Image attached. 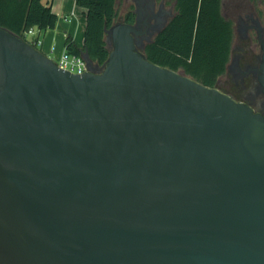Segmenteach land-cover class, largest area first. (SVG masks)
Wrapping results in <instances>:
<instances>
[{"label": "water", "instance_id": "95a60500", "mask_svg": "<svg viewBox=\"0 0 264 264\" xmlns=\"http://www.w3.org/2000/svg\"><path fill=\"white\" fill-rule=\"evenodd\" d=\"M139 19L82 74L0 27V264H264V117L149 61Z\"/></svg>", "mask_w": 264, "mask_h": 264}, {"label": "trees", "instance_id": "16d2710c", "mask_svg": "<svg viewBox=\"0 0 264 264\" xmlns=\"http://www.w3.org/2000/svg\"><path fill=\"white\" fill-rule=\"evenodd\" d=\"M85 19L83 46L71 35L64 41L65 51L82 55L102 65L108 58L105 28L118 17L116 0H75ZM129 12L126 22L132 23ZM57 15L42 0H0V27L24 38L30 28L53 29ZM233 21L224 17L222 0H174L173 16L150 42L145 44L146 58L160 66L185 74L203 85L213 87L224 75L229 62Z\"/></svg>", "mask_w": 264, "mask_h": 264}, {"label": "flooded vegetation", "instance_id": "af4514ba", "mask_svg": "<svg viewBox=\"0 0 264 264\" xmlns=\"http://www.w3.org/2000/svg\"><path fill=\"white\" fill-rule=\"evenodd\" d=\"M116 2L119 3V0ZM124 5L125 12L121 18L117 17L116 22L129 23L126 22V16L130 11L134 13V20L136 14H139L140 19L136 24L139 33L134 37L141 44L147 43L159 33L174 11V4L168 6L167 0H124ZM244 11V14L236 15L233 21L234 35L224 75H228L235 91L240 93V99L236 100L250 105L264 117V84L261 82L264 12ZM224 92L228 94V91Z\"/></svg>", "mask_w": 264, "mask_h": 264}, {"label": "crops", "instance_id": "0c3cea01", "mask_svg": "<svg viewBox=\"0 0 264 264\" xmlns=\"http://www.w3.org/2000/svg\"><path fill=\"white\" fill-rule=\"evenodd\" d=\"M42 2L51 6L52 11L57 15V22L53 29L40 32L41 51L48 57L54 54L55 58H59L65 52L64 41L68 34L79 47H82L85 19L82 9L76 6L75 0H45V2L42 0Z\"/></svg>", "mask_w": 264, "mask_h": 264}, {"label": "built area", "instance_id": "2783aa9c", "mask_svg": "<svg viewBox=\"0 0 264 264\" xmlns=\"http://www.w3.org/2000/svg\"><path fill=\"white\" fill-rule=\"evenodd\" d=\"M38 32L39 31L37 29H34V28H30L24 32V39H25L26 35H31L34 37L32 39V41L29 43L32 44L33 46H35L36 48H38V46H41V44H42L40 38L35 37ZM84 62H85V60L82 57V55L70 54V53L65 51L59 57L58 63H56V64L58 65V67H60L64 70H67L69 72H72L75 74H82V73H84Z\"/></svg>", "mask_w": 264, "mask_h": 264}, {"label": "rangeland", "instance_id": "374dc122", "mask_svg": "<svg viewBox=\"0 0 264 264\" xmlns=\"http://www.w3.org/2000/svg\"><path fill=\"white\" fill-rule=\"evenodd\" d=\"M44 2H45V0H44ZM248 2L250 4L252 10L253 11L255 10L256 13L262 14L264 12V0H248ZM167 3H168V6L171 4H174V0H167ZM116 5H117V10H118V16L121 18L125 12L124 0H119V3L116 2ZM226 8H227V0H222V13H223L224 17L234 21L233 20L234 14H226ZM40 32H42V31H40ZM40 32H38L35 37L39 38ZM33 38L34 37L31 35H26V37H25L26 41H28V42H31ZM38 49L41 50V46H38ZM50 57L54 60L55 63H58L59 58H55L54 54H50ZM180 71H182V70H180ZM226 76L227 75H223L220 78L218 86H220V84L222 83V81L225 79Z\"/></svg>", "mask_w": 264, "mask_h": 264}]
</instances>
